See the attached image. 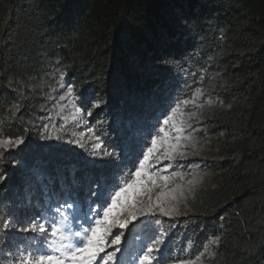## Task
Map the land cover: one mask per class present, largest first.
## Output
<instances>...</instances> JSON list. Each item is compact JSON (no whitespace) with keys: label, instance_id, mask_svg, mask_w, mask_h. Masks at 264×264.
Wrapping results in <instances>:
<instances>
[{"label":"trees","instance_id":"16d2710c","mask_svg":"<svg viewBox=\"0 0 264 264\" xmlns=\"http://www.w3.org/2000/svg\"><path fill=\"white\" fill-rule=\"evenodd\" d=\"M62 76L109 148L122 144L127 114L151 129L160 109L202 89L211 106L196 138L217 149L215 161L185 191L174 229L164 225L168 251L195 259L219 237L201 264H264V0H0V137L24 138L14 152L0 149V216L22 217L41 185L87 195L86 184L66 186L95 174L88 154L65 143L75 131L41 137ZM16 102L19 118L6 120ZM12 237L0 231V264Z\"/></svg>","mask_w":264,"mask_h":264},{"label":"snow or ice","instance_id":"6c2138e0","mask_svg":"<svg viewBox=\"0 0 264 264\" xmlns=\"http://www.w3.org/2000/svg\"><path fill=\"white\" fill-rule=\"evenodd\" d=\"M12 91L18 89L13 88ZM67 92L71 95L72 89ZM202 95V89L196 88L191 97L167 104L155 116L156 123L151 129L145 128L140 113L127 114L128 126L123 130V142L119 146L106 147L101 136L92 129L71 133L72 139L66 142L90 149L88 156L91 159L85 161L84 167L90 166L95 170L94 175L85 173L77 178L74 174L71 180H66V186L86 184L88 192L84 199L87 211H82V202L77 196H72L62 203L50 204L44 214L17 218L0 216V231L27 235V242L22 241L17 246L8 264H164L166 257L162 246L167 233L147 239L135 237L140 242L129 243L125 249L127 260L118 259V253L122 252V245L128 243L126 232L130 225L135 226L138 220L143 223L141 218L183 214L180 203L191 195L192 186L198 183V179L188 182L186 195L183 185L170 187L171 181L177 177L183 180L184 174L169 173L168 169L178 158L187 155L183 149L188 143H194L188 129L193 127L191 121L200 117L197 111L188 108L201 109L203 105L198 99ZM92 107L99 108V102L93 103ZM6 112L5 119L15 121L21 113V104L12 103ZM76 113L79 115L81 109L77 108ZM87 115H91V111H87ZM53 130L60 132L63 126L60 129L53 126ZM137 133L144 135L137 138ZM41 137L57 141L64 139L60 134L53 136L47 125L43 126ZM86 139H91L92 143L86 145ZM23 143L22 136L0 137V149L5 151ZM125 161H130V164ZM5 178L0 175V183ZM150 222L159 223V220ZM218 240L219 237H213L195 259L180 258L179 255L172 257L169 253V264H201L214 255L209 253V245H215Z\"/></svg>","mask_w":264,"mask_h":264},{"label":"rangeland","instance_id":"374dc122","mask_svg":"<svg viewBox=\"0 0 264 264\" xmlns=\"http://www.w3.org/2000/svg\"><path fill=\"white\" fill-rule=\"evenodd\" d=\"M62 76L58 82V89H63L58 96H56L53 101L50 103L48 109L46 110L45 114V119L47 120L46 125L49 127L50 133L55 136L56 132L53 130V126H55V129H60L61 126H68L71 127L72 131H75L76 133H80L81 131L87 132L88 129L92 128H87V121L86 119L89 117L87 115V112L83 110L81 105L78 102L77 95L73 88L69 86H64L65 82L63 80ZM71 88L72 89V94L69 95L67 90ZM64 96L65 99L61 100L60 97ZM198 102L203 105L201 109H195L189 106L188 110L190 111H197L199 115L198 120H193L191 121L193 127L191 129H188V133H190L194 137V143L190 142L188 143V146L183 149L187 153V155L184 158H178L175 162L172 163L171 167L168 169V172H180L184 174V179L180 180L178 177L170 182V187L174 186L176 184H181L184 186L185 191L188 189V182L194 180V178H197L199 175V172L202 169H205L208 167L213 161H215V157L213 156V153L217 151V149H211L209 147H199V140L196 138V133L202 129H204L206 120L203 117L207 109L211 106V104L202 99V96L199 97ZM80 108L81 113L77 115L76 109ZM227 118H231L233 121L236 122L237 125H242L244 118L238 114L235 113V111H230V108H227L225 110L224 114ZM73 116H76V119H73ZM125 125L127 128V120L125 121ZM93 130V129H92ZM141 135H144V133H137V138H139ZM223 137V133L221 134ZM224 139V137L222 138ZM44 142L47 141H53L52 140H46L43 139ZM68 144L67 142H65ZM92 143L91 139H86L85 144L88 145ZM22 145V144H21ZM76 146L75 144H73ZM77 148L81 149L84 151V153L88 154V151L90 149L85 148L82 149L78 146ZM17 148V147H16ZM16 148H11L8 151L14 152ZM90 159V157H89ZM165 165L168 164L167 161L164 162ZM2 175V174H1ZM4 176L7 178L8 175L7 173L4 174ZM5 178V179H6ZM201 181V180H200ZM43 189V193L41 196V200L36 197L35 200L29 199V194H26L25 197V207H22L24 215L27 216H36L37 214H44L46 210L49 208L50 204H54L56 202H63L65 198L71 199L73 195L70 191L66 190L62 193V196H59L55 193H50L46 191L45 185H41ZM157 192L159 189L156 190ZM78 199L82 202V211H87V203L85 201L86 195H82L80 197L79 195H76ZM94 199V198H93ZM182 203V202H181ZM180 203V204H181ZM179 216H173V217H165V216H160L157 215L156 217H151V218H141L144 222L142 223L141 220H138L135 224V226L130 225L129 230L126 232V240L128 243H125L122 245V252L118 253V259L122 258L124 260H127L128 258V252L125 251L129 247V243L131 244H136L139 243V240H135V237H143L147 239L148 237L152 235H160L161 233H167L165 226L164 225H172V229H174L173 224L174 221L178 218ZM159 220V223L155 222H150V221H155ZM116 231H119L117 229ZM11 235L13 236V243L11 250L7 254V258L3 262V264H8L10 260L13 259V256L16 252L17 246L23 242H27V235L26 234H20L16 232H11ZM169 232L167 233V236L165 237V245H163V249L165 252V260L164 264H169V260L167 259V256L169 254ZM33 246H37L33 244ZM187 251V248L184 249ZM177 255L173 256L176 257ZM181 257V254L179 255Z\"/></svg>","mask_w":264,"mask_h":264}]
</instances>
